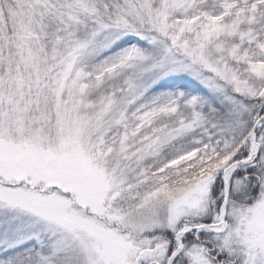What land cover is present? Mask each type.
<instances>
[{
  "label": "snow or ice",
  "instance_id": "1",
  "mask_svg": "<svg viewBox=\"0 0 264 264\" xmlns=\"http://www.w3.org/2000/svg\"><path fill=\"white\" fill-rule=\"evenodd\" d=\"M0 264H264V0H0Z\"/></svg>",
  "mask_w": 264,
  "mask_h": 264
}]
</instances>
